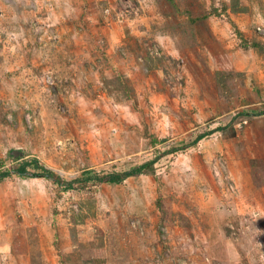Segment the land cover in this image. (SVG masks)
Segmentation results:
<instances>
[{
	"label": "rangeland",
	"instance_id": "1",
	"mask_svg": "<svg viewBox=\"0 0 264 264\" xmlns=\"http://www.w3.org/2000/svg\"><path fill=\"white\" fill-rule=\"evenodd\" d=\"M261 111L264 0H0V171L73 181L0 178V264H264Z\"/></svg>",
	"mask_w": 264,
	"mask_h": 264
},
{
	"label": "trees",
	"instance_id": "2",
	"mask_svg": "<svg viewBox=\"0 0 264 264\" xmlns=\"http://www.w3.org/2000/svg\"><path fill=\"white\" fill-rule=\"evenodd\" d=\"M258 46V45H256ZM260 48V47H259ZM264 113V111H261L259 114ZM205 136L203 133L199 134L195 138V142ZM154 160H150L144 163H141L139 165L133 166L128 170L122 171V172H113V173H105L102 176H98L97 174L87 175L82 180H90V179H96L99 181H105L109 183H119L125 178L137 175L140 173H143L146 169H153ZM39 169L40 171H31L30 169ZM15 173L18 176H21L23 178H32V177H44L47 179H52L53 181L59 183V184H65L66 187L72 186V180L70 181H64L58 174H56L51 169H48L43 164L39 163L38 159H30V160H23L18 164L17 167L12 168L10 170H4L0 171V178L6 176L10 173ZM78 180V179H75Z\"/></svg>",
	"mask_w": 264,
	"mask_h": 264
}]
</instances>
